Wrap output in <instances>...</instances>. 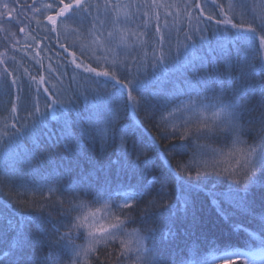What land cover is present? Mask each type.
I'll list each match as a JSON object with an SVG mask.
<instances>
[{"label":"snow or ice","instance_id":"snow-or-ice-1","mask_svg":"<svg viewBox=\"0 0 264 264\" xmlns=\"http://www.w3.org/2000/svg\"><path fill=\"white\" fill-rule=\"evenodd\" d=\"M8 26L37 45L32 59L39 69L33 74L24 68L20 78L15 69L9 71L8 61L15 60L9 52L18 50L20 40L16 32L10 33L11 39L6 35L0 52V92L7 97L8 115L0 128V143L6 158L14 154L18 163H27L34 176L43 178L25 180L15 166L0 170L7 178L0 183L11 184L17 206L31 198L33 210L41 213L33 216L13 208L19 219H8L6 224L0 215V240L8 234L7 251L0 248V252L8 264H61L65 254H70V264H201L185 261L183 249L175 243L180 238L178 225H184L183 236L193 243L199 239L196 231L206 227L187 194L205 192L225 219L233 214L221 207L225 201L242 213H250L257 198L264 208V83L249 79L264 77V55H256L264 51V0H0V32L9 33ZM40 28L47 33L43 40L54 35L60 49H46L54 53L55 66L52 56L47 57V66L43 63L45 49L38 47L43 41L33 34ZM76 41L87 43L77 48ZM257 59L258 72L253 68ZM221 61L226 74L212 75ZM237 66L239 86L232 75ZM69 68V85L64 87ZM204 69L209 71L205 74ZM149 71L151 80H143ZM101 84L105 96L93 87ZM153 84L158 87L149 90ZM90 92L96 93L93 107H103V112L87 119L95 116L94 131L101 140L120 145V157L110 161L116 174L111 168L100 169L102 178L95 174L82 178L81 184L91 186L87 191L65 188L59 166L51 168L54 144L58 139L74 140L70 130L82 119L77 104L81 99L86 102ZM128 109L136 115L143 112L144 120L153 125L156 135L151 140L141 131L143 121L119 123L122 110ZM49 110L60 125L59 133L49 126ZM80 135L93 139L84 128ZM25 139L32 142L30 150L23 149ZM65 146L71 150L70 144ZM149 153L156 161H167L170 171L155 174L156 163ZM188 153L187 160L178 159ZM129 156L135 161L122 164L121 158L126 161ZM193 176L196 183L186 179ZM173 177L182 193L176 211L168 205L166 188ZM53 183L56 187L49 186ZM217 185H226L227 191L216 192ZM11 199L8 195L0 202L8 205ZM44 213L49 222L54 214L64 217L65 231L54 227L55 236L47 229L42 235L32 234L26 222L43 223ZM235 228L242 230L240 225ZM259 231L264 233V223ZM232 236L210 242L219 264H264V238L256 237L253 249L250 240L239 239V231ZM77 238L86 239V245H76Z\"/></svg>","mask_w":264,"mask_h":264},{"label":"trees","instance_id":"trees-1","mask_svg":"<svg viewBox=\"0 0 264 264\" xmlns=\"http://www.w3.org/2000/svg\"><path fill=\"white\" fill-rule=\"evenodd\" d=\"M8 27H9V33L0 32V52L4 51V44L6 43L5 41L6 35L8 36L9 39H11L10 33L16 32L17 33L16 39L20 40V44L17 45L18 50H13L9 52L10 56L11 55L15 56L14 61L13 60L8 61L9 71L15 69L14 75L18 78L21 77L24 68H27L29 72L35 74L39 69V65L35 63V61L32 59V56H34L35 51L38 50L37 45L29 38L25 37L24 33H19L15 27L12 26H8ZM33 27H35V24H33ZM61 31L63 32L64 30L61 29ZM33 34L37 35L38 39L43 41L38 47L39 49H45L44 51H41V57H45V59L43 60L45 66H47V64L50 62L47 59L48 56L53 57L51 63H53V66H55L54 53L52 51L46 50L48 47H56V50L60 51L58 46H55L54 35L50 36L49 40H43V36L46 35L47 33L42 28L37 29L36 32H34ZM67 35H69L70 37L68 42L71 43L72 42L71 26H69ZM209 38L213 39V43H215V40L211 34H209ZM30 43L33 44V47L30 49H26L24 46ZM82 43H87V41H76V47L78 48ZM233 55H235L234 49H233ZM256 55L258 57L264 55V51H261ZM242 58H243V49H242ZM259 66H260L259 59H257L255 64L253 65V68H255L258 72ZM215 67L218 69V71L213 72L212 75H220L221 77H223L226 74L227 69L225 67L224 61L219 62ZM2 70H3V66H0V71ZM247 70L252 71V68H249ZM208 71H209L208 69L202 70V72L205 74ZM40 74L47 75V72L45 70H40ZM70 75H71V68H69L68 74L64 76V83H63L64 87H67L69 85ZM232 75L236 77L234 81V85L239 86L241 84V80L239 78L240 70L238 66L232 69ZM141 78L145 81L151 80V72L149 71L147 76ZM23 79L27 81L28 78L24 76ZM249 79L254 81V83L256 84L264 83V77L260 75H256L255 77ZM77 80H79V76H77ZM55 82L56 81L53 80V83ZM76 86H77L76 83L72 82V87H76ZM93 87L98 89L99 95L101 96L107 95L103 84L99 86L94 85ZM156 87H158V85L153 84L149 90H155ZM108 91H111V85H108ZM87 96L88 99L86 102L83 99H81L77 104V107L81 112L82 119L80 122L75 123L70 130L74 140L66 141L65 139H58L54 144L56 159H55V163L51 166V168L56 169L57 165L59 166L58 172L61 177L62 184L65 188H67L68 185L74 187L73 185L70 184L72 183L71 181L73 180L76 181L78 185V183L81 182L82 178L85 177V174L89 175L87 172L92 173L90 172L91 169H94L95 170L94 173H96V175L100 176L101 178L103 177L104 172L98 171L100 169L107 171L109 168H111L112 174L114 176L116 174V168L114 165H111L110 161H115L118 159V157H120V151H119L120 145L118 141L116 143H113L110 140L107 142L101 140L99 134L94 131V127L97 126L96 118L95 116H93L92 119H87V117H89L96 111L103 112V107H100L98 109L93 107L94 97L96 96L95 92H90L87 94ZM231 97H232V92L231 90H229L227 93V98L230 99ZM63 98L64 97H62V99ZM256 98L257 97L252 98L253 103H255ZM40 103L43 108V104H44L43 93H41L40 96ZM6 105H7V97L3 96V92H0V128L3 127V122L8 115L7 111L4 110ZM72 115L75 116V113H73ZM100 119L101 120L103 119L102 115L100 116ZM48 121H49V126L52 127L54 131L59 133L60 125L57 123L56 120L52 119L50 110H49ZM141 121H143V127L141 131L143 132L144 136L147 137V139L151 140L152 136L156 135V130L150 122L144 120L143 112H140L139 115H136L131 113V109H128L127 112H124L122 110L119 123L127 124L130 122H135L139 124ZM81 128L86 129L87 132L92 135L93 139H89L88 135L81 137L80 135ZM149 133H151L152 135H149ZM75 141H79V143H76ZM248 141L249 143L252 142L250 139ZM66 144L71 145V150H69V148L65 146ZM31 148H32L31 140L25 139L23 141V149L30 150ZM4 149H5V145L0 143V170H5V169L10 170L13 166H15L18 170H21L23 172L25 180L42 181L43 178L41 176L33 175V173L30 171V166L27 163H18L16 161V157L14 154L10 153L9 157L6 158L4 156ZM148 155L151 158V160L154 163H156L155 174L164 176L166 171H170L168 169L167 161H164L163 159H161L160 161H156L155 156L152 153H149ZM188 155H191V153H188L187 155H181L178 159H183L184 156L187 157ZM37 157L39 158V154H37ZM95 161L97 162L96 166L94 165ZM134 161H135L134 156H129L126 161L123 158H121L122 164H131ZM174 163L175 162L173 161V164ZM35 164L36 161L33 160L31 166L34 167ZM45 168L47 169L49 168V166L45 164ZM68 169H70V171H67ZM186 179H189L191 183H196V178L194 176ZM209 179L215 180L214 177ZM6 180L7 178L3 175V172L0 171V181H6ZM49 186L56 187L54 183ZM85 186L87 187L85 191H87L89 187H91L88 184H85ZM115 186L116 184L113 185V187ZM11 187H12L11 184L7 182L0 183V201L7 198L8 195H11L12 197L8 205H4L2 202H0V215H2L5 224L8 219L18 221L19 217L15 212H13V208H16L17 212L23 210L26 213L31 214L33 216L41 215V213L33 210L31 198L26 200L23 203V205L17 206V204L15 203L16 201L15 193L11 191ZM157 187H159V185H157ZM166 188L169 192L168 205L169 207L172 208L173 211H176V207H175L176 202L182 195L180 186L179 184L176 183L175 178L173 177L170 181L166 183ZM215 191L218 193L225 192L227 191V187L226 185H217ZM257 191H259V189H257ZM65 195L68 196L70 195V193H65ZM187 195L190 200L194 201L196 214L206 226L203 232L206 233L208 232V234H210L209 236H207L206 234L201 235L200 233H198L200 231H196V236H198L199 239L195 240L196 241L194 242L195 244H198L200 246L202 244L204 245L206 242L210 243L211 241L209 240V237L218 240L219 238L220 240H226L230 236H232V233L234 231H239L240 240L242 241L250 240L252 242L253 248H255L256 237L264 238V233H261L259 231L260 224L264 223V208L261 207L258 198L256 200L255 205L251 209L250 213L237 212L234 209H232L231 206L226 201L223 202L221 204V207L227 209L229 213H233L229 219H225L217 214L215 204L212 202L211 198L206 195L205 192L194 191L191 194H187ZM162 211H164L165 216L168 215V212L166 210H162ZM181 214H182V210H181ZM54 217L56 218L53 221L49 222L47 213H44L43 223H41L40 221L33 220L31 222H26V225L28 227V230L34 235L37 233H41L42 235L43 229H47L49 232H52L54 234L53 231L54 227H59L60 231L62 232L63 227L61 226V221L63 223H67L68 221L65 220L64 217L58 216L57 214H54ZM236 225H240L242 230L236 229L235 228ZM183 228L184 225H178L180 238L175 241V243L179 244L180 248L183 249V251L181 252V257L188 262L191 261L202 262L198 259V257L201 256L199 250L193 251L190 249L191 246L190 244L192 243H190L191 241L187 240V238L183 236ZM232 238L236 239L235 236H232ZM186 240H187V244L189 245L188 247H185ZM7 247H8V234H5L3 236V239L0 240V248H2L4 251H7ZM179 250L180 249H177V251ZM202 250L207 251L206 252L207 258L212 253L218 254L216 252H213L212 251L213 249L209 250L207 247L203 248ZM44 251L47 252V248H45ZM0 255H2V252H0ZM1 259L4 260V264H8L7 257L3 256Z\"/></svg>","mask_w":264,"mask_h":264},{"label":"bare ground","instance_id":"bare-ground-1","mask_svg":"<svg viewBox=\"0 0 264 264\" xmlns=\"http://www.w3.org/2000/svg\"><path fill=\"white\" fill-rule=\"evenodd\" d=\"M210 115V114H209ZM245 139L247 140H249V137L247 138V137H245ZM119 143V142H118ZM183 159L184 160H187V157H183ZM96 164H97V162L95 161V163H94V165L96 166ZM94 166V167H95ZM90 172H92V173H89V172H87L89 175H87V174H85V177H90L91 178V174H95L96 175V173H94L95 172V170L94 169H91L90 170ZM258 174V173H257ZM195 177V176H194ZM196 178V177H195ZM196 180H197V178H196ZM72 183H70L71 185H73L74 187H77L78 185H79V187H81V188H83L84 190H86L87 189V187L85 186V184H81V182L80 183H78V185H77V182L76 181H71ZM69 186V185H68ZM67 186V187H68ZM104 199H107V197H104ZM180 199V198H179ZM77 202H79V201H77ZM97 206H99V205H97ZM94 210V209H93ZM100 216H102L103 215V210H102V212L99 214ZM104 223H106V221H104ZM163 225H161L160 227H162ZM132 227H139V225H133ZM63 231H65V229L63 228V230H62V232ZM198 233H200L201 235H203V234H206L207 236H209L210 234H208V232L206 233V232H198ZM53 236H55V233L53 234ZM219 237H220V235H219ZM196 239L194 238V242H196L195 241ZM209 240L212 242V243H214V242H216V241H218V239H214V238H210L209 237ZM219 240H220V238H219ZM191 242L190 243H192V244H190L191 246H190V249L191 250H193V251H195V250H199V253L201 254V256L200 257H198V259L200 260V261H202L201 262V264H219V261H217L216 259H215V255H218V254H211V255H209L208 256V258H207V254H206V252L207 251H205V250H202L203 248H205V247H207L209 250H211L212 249V247H211V243H209V242H206L204 245L202 244V245H198V244H195V243H193V240H190ZM75 244L76 245H78V246H85L86 245V239H80V238H77L76 240H75ZM101 247H103V245H101ZM254 249V248H253ZM213 252H215L214 250H212ZM241 251H247V249H241ZM3 257V255H0V259ZM198 262V261H197ZM61 264H70V254H65L64 256H62L61 257Z\"/></svg>","mask_w":264,"mask_h":264},{"label":"rangeland","instance_id":"rangeland-1","mask_svg":"<svg viewBox=\"0 0 264 264\" xmlns=\"http://www.w3.org/2000/svg\"><path fill=\"white\" fill-rule=\"evenodd\" d=\"M187 115H189V116H192V117H193V119H195V114H193V113H188ZM101 223H104V221H103V220H101Z\"/></svg>","mask_w":264,"mask_h":264}]
</instances>
